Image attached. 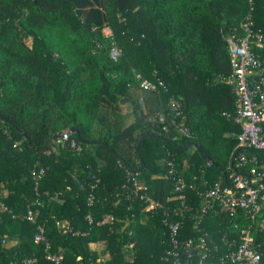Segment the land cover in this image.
Wrapping results in <instances>:
<instances>
[{
  "label": "trees",
  "instance_id": "trees-1",
  "mask_svg": "<svg viewBox=\"0 0 264 264\" xmlns=\"http://www.w3.org/2000/svg\"><path fill=\"white\" fill-rule=\"evenodd\" d=\"M248 14L264 33V0H0V264H53L47 251L61 254L62 264H164L163 211L146 210L139 196L170 197L165 207L178 211L172 176L204 191L246 174L248 163L235 165L239 153L264 159V150L237 147L239 127L225 115L235 107L224 81L231 69L225 39L242 34ZM252 50L264 64V45ZM135 74L162 81L165 90H141ZM132 90L143 94L147 109ZM170 97L174 121L189 137L161 129L156 114L173 116ZM124 100L132 120L102 124L100 111ZM71 126L106 147L81 144L70 131L78 151L52 139ZM189 142L196 148H178ZM133 179L144 187L136 195ZM186 194L191 208L180 239L205 232L222 245L237 240L234 223L250 225L264 252V212L198 221L191 211L199 197ZM27 210L34 222L22 217ZM37 225L44 240L35 243ZM91 242L101 248H89Z\"/></svg>",
  "mask_w": 264,
  "mask_h": 264
},
{
  "label": "built area",
  "instance_id": "built-area-1",
  "mask_svg": "<svg viewBox=\"0 0 264 264\" xmlns=\"http://www.w3.org/2000/svg\"><path fill=\"white\" fill-rule=\"evenodd\" d=\"M240 27L241 35L230 34L225 39L231 69L224 81L230 87L235 102L233 112L225 115L239 127V131L236 133L237 147L264 150V64L252 50V45H264V33L252 28L249 14L240 23ZM109 55L114 58L117 51L112 50ZM135 78L141 90L149 92L157 91L159 88L165 90V86L160 80L152 82L141 78L139 74H135ZM139 101H141V97H139ZM168 105L173 110V116L156 114L157 120L161 123V129L167 130L170 126L177 135L189 137L188 128L174 121L178 110L173 98H169ZM57 140H68L71 148L79 150V145L73 139H69L68 129L62 130ZM246 163L249 164L246 174H231V181L225 184L216 180L204 191L195 189L193 184L185 182L181 177L172 176L173 190L177 193L179 200L178 211L167 210L165 207V203L171 200L170 197H166L161 202L154 201L142 194L139 196L140 199L148 201L146 210L160 209L163 211V222L168 235L162 255L164 264H264V252L259 248V243L254 241L250 225L239 228L238 224L234 223L233 228L237 229V240H224L222 245L207 238L205 232L194 238L180 239L185 210L191 208L187 204L190 197L186 194L190 190L195 191V195L199 197V206L191 211V216L197 218L198 221L204 215L218 216L221 212L236 216L238 211H241V214L248 219H254L258 214L264 212V159L258 161L255 155L245 158L242 153H239L235 165L240 166ZM42 172L43 169L40 168L32 174L38 176ZM168 172L171 173V170ZM139 189H144V187L133 179L134 195ZM4 208L2 207V209ZM22 217L34 222L30 210H27ZM60 227L63 232L68 231L66 223H61ZM42 232V226L37 225L32 235V240L35 243L41 239L44 240ZM45 258L53 264H62L61 254L47 251Z\"/></svg>",
  "mask_w": 264,
  "mask_h": 264
},
{
  "label": "crops",
  "instance_id": "crops-1",
  "mask_svg": "<svg viewBox=\"0 0 264 264\" xmlns=\"http://www.w3.org/2000/svg\"><path fill=\"white\" fill-rule=\"evenodd\" d=\"M130 94L132 95L131 97L134 98L135 97L139 98L140 96H143V94L138 90L136 91L132 90ZM140 104H142L144 110L149 107L148 102H146L145 99H142L140 101ZM128 114L131 115V120H132L131 104L129 100H124L123 102L118 103L117 106L114 107L113 109H109V110L105 109L103 111H100L101 117H103V119L105 118L102 124H109V125H119L122 121V118ZM89 248L99 250L101 248V245L100 243L97 242H91L89 244Z\"/></svg>",
  "mask_w": 264,
  "mask_h": 264
},
{
  "label": "water",
  "instance_id": "water-1",
  "mask_svg": "<svg viewBox=\"0 0 264 264\" xmlns=\"http://www.w3.org/2000/svg\"><path fill=\"white\" fill-rule=\"evenodd\" d=\"M68 130H69L71 133H74L75 138H76L77 141H78L79 143H81V144H84V145L100 144V145H103V146L106 147V144H105L102 140H90V141H86V140L81 139V138L79 137L78 130H77L76 126H71V127L68 128ZM59 133H60V132H56V133H54V134L52 135V139H53V140H56V139L59 137ZM145 136H146V134H145V135H142V136L138 139V141L136 142V144H135L134 149H135L137 155H138L139 144L141 143V141L144 139ZM189 146L196 148V145H195V143H193V142H189V143H186V144H184V145L178 146V148H181V149H182V148H187V147H189ZM108 150L113 154V156L115 157V159H116L117 161H119V162H121L122 164L125 165V162L123 161V159H122V157H121L120 155H118V154L112 152L110 149H108ZM197 152L199 153L200 157L204 160V159H205L204 154H202L199 150H197ZM142 167H143V162H142L141 159H139V165H138L137 169H141Z\"/></svg>",
  "mask_w": 264,
  "mask_h": 264
},
{
  "label": "rangeland",
  "instance_id": "rangeland-1",
  "mask_svg": "<svg viewBox=\"0 0 264 264\" xmlns=\"http://www.w3.org/2000/svg\"><path fill=\"white\" fill-rule=\"evenodd\" d=\"M103 32H104L105 34H108V33H109V31H108L107 29H104ZM26 42L28 43V40H26ZM141 97H142V96H141ZM130 120H131V115L128 114V115H126V116H124V117L122 118V121H121V123H120L119 125H125V124L128 123ZM137 183H139V182H137ZM139 184H140V183H139Z\"/></svg>",
  "mask_w": 264,
  "mask_h": 264
}]
</instances>
